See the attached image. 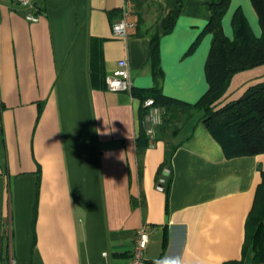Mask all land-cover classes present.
I'll list each match as a JSON object with an SVG mask.
<instances>
[{
	"label": "crops",
	"instance_id": "1",
	"mask_svg": "<svg viewBox=\"0 0 264 264\" xmlns=\"http://www.w3.org/2000/svg\"><path fill=\"white\" fill-rule=\"evenodd\" d=\"M208 1L182 0L165 32L177 0H35L37 21L0 0V264H129L142 223L148 264H264L244 246L264 154L227 158L202 111L136 151L145 106L132 89L154 85L151 35L165 96L194 103L207 89ZM229 2L225 35L239 8L258 36L251 1ZM124 4L136 24L116 37ZM119 59L130 91L104 86ZM229 81L223 102L264 81V64Z\"/></svg>",
	"mask_w": 264,
	"mask_h": 264
},
{
	"label": "trees",
	"instance_id": "2",
	"mask_svg": "<svg viewBox=\"0 0 264 264\" xmlns=\"http://www.w3.org/2000/svg\"><path fill=\"white\" fill-rule=\"evenodd\" d=\"M230 0H209V19L202 28L203 33L211 34V41L204 62V74L207 89L194 103L183 102L165 96L158 82L161 71L157 65L158 35H151V61L154 85L148 88L133 90L142 102L152 98L154 103L163 107L162 121L156 130V138L170 136L196 112L202 111V122L221 145L227 158L264 154V81L250 85L241 96L223 102L229 80L238 71L264 64V0H250L257 14L260 34L256 36L243 12L238 8L232 13V39L225 35L222 18ZM180 2L163 20V31L171 29L180 10ZM91 68V77H94ZM105 74L102 77L103 83ZM142 107L141 119L145 113ZM141 126L136 137L138 154L149 145V139ZM171 151L165 153L163 164H167ZM261 182L257 184L253 205L246 220L244 246H251L254 259L264 261V171ZM168 177V176H167ZM164 184L162 190H167Z\"/></svg>",
	"mask_w": 264,
	"mask_h": 264
},
{
	"label": "built area",
	"instance_id": "3",
	"mask_svg": "<svg viewBox=\"0 0 264 264\" xmlns=\"http://www.w3.org/2000/svg\"><path fill=\"white\" fill-rule=\"evenodd\" d=\"M18 5L24 7L23 16L29 21H37L39 13L36 12L35 0H15ZM133 17L132 8L128 4H124L122 16L111 23V32L116 37H126L131 27L135 26L136 20ZM129 64L126 59H119L116 62L114 70L109 71L104 78L106 88L112 91H130L132 88L131 74L129 72ZM146 107V113L143 117V128L148 137L149 142H153L156 138V130L162 121L164 113L163 107L154 103L152 98H146L143 101ZM167 171V169H166ZM158 189L164 187L163 182L157 184ZM150 225L147 223L140 224L136 230L135 242L131 250L129 264H148L145 255L147 241H149Z\"/></svg>",
	"mask_w": 264,
	"mask_h": 264
},
{
	"label": "rangeland",
	"instance_id": "4",
	"mask_svg": "<svg viewBox=\"0 0 264 264\" xmlns=\"http://www.w3.org/2000/svg\"><path fill=\"white\" fill-rule=\"evenodd\" d=\"M159 125H160V124H159ZM159 125H158V126H159ZM158 126H157V127H158Z\"/></svg>",
	"mask_w": 264,
	"mask_h": 264
}]
</instances>
